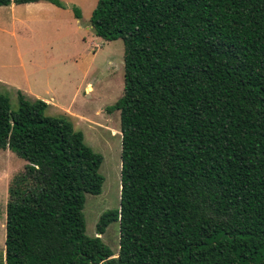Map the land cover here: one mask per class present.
<instances>
[{
    "label": "trees",
    "instance_id": "obj_1",
    "mask_svg": "<svg viewBox=\"0 0 264 264\" xmlns=\"http://www.w3.org/2000/svg\"><path fill=\"white\" fill-rule=\"evenodd\" d=\"M89 21L124 44L120 205L96 224L118 222L117 256L85 233L102 156L17 90L15 110L0 94V149L25 161L0 264H264V0H97Z\"/></svg>",
    "mask_w": 264,
    "mask_h": 264
},
{
    "label": "rangeland",
    "instance_id": "obj_2",
    "mask_svg": "<svg viewBox=\"0 0 264 264\" xmlns=\"http://www.w3.org/2000/svg\"><path fill=\"white\" fill-rule=\"evenodd\" d=\"M56 12L49 13L15 4L12 13L0 6V94L18 107L17 90L28 100L36 98L49 105L46 115L69 118L84 142L102 156L99 173L101 192L86 194L83 206L85 233L96 234L100 215L120 205L121 131L118 110L106 108L123 94L124 44L122 39L105 40L95 35L89 18L97 0H58ZM14 36L12 27L22 29ZM17 18V20H18ZM25 161L10 150L0 149V262L5 259V218L8 188L23 170ZM101 236L117 256L119 224L111 222Z\"/></svg>",
    "mask_w": 264,
    "mask_h": 264
},
{
    "label": "crops",
    "instance_id": "obj_3",
    "mask_svg": "<svg viewBox=\"0 0 264 264\" xmlns=\"http://www.w3.org/2000/svg\"><path fill=\"white\" fill-rule=\"evenodd\" d=\"M15 4L16 3H10L9 5H0V6H3L4 8L8 7V9L13 13L15 11ZM21 4H25L26 7H36L37 10H45L49 13H54L56 12L55 8L58 7L56 5H54V3H51V2H48V1H44V0H41V1H38V2H31V3H21ZM94 8V7H93ZM13 21L14 23H16L17 21L18 22H22V29L20 28H17V27H12L9 31L10 34H12V36H14L16 33H23L21 38L22 39H26L25 37V25H27L25 22H24V19L21 20L20 18L16 17L13 15ZM18 18V20H17Z\"/></svg>",
    "mask_w": 264,
    "mask_h": 264
}]
</instances>
